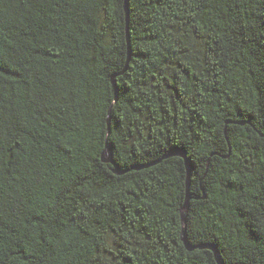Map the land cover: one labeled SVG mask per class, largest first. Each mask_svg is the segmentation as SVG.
Here are the masks:
<instances>
[{"label": "trees", "instance_id": "1", "mask_svg": "<svg viewBox=\"0 0 264 264\" xmlns=\"http://www.w3.org/2000/svg\"><path fill=\"white\" fill-rule=\"evenodd\" d=\"M208 247L264 264V0H0V264Z\"/></svg>", "mask_w": 264, "mask_h": 264}, {"label": "water", "instance_id": "2", "mask_svg": "<svg viewBox=\"0 0 264 264\" xmlns=\"http://www.w3.org/2000/svg\"><path fill=\"white\" fill-rule=\"evenodd\" d=\"M130 36V35H129ZM128 43L130 44V37L128 38ZM111 121H109V128L111 129ZM177 156H180L184 159H187V155L185 153H180V154H177ZM103 160L105 163H114V160H113V151L110 147H107V149L105 150L104 154H103ZM117 174L119 175H122L123 172H120V171H116ZM190 187H191V170H189V176H188V181H187V199H186V203L182 209V219H183V242L185 243L187 249L189 252H194L198 249H204L205 247H196V246H192L189 242H188V239H187V236L185 234V229H186V226H187V212L190 208V202H191V195H190ZM210 248L214 254L216 255V259H217V262L218 264H222L221 262V259H220V254L218 252V249L215 248V247H208Z\"/></svg>", "mask_w": 264, "mask_h": 264}]
</instances>
